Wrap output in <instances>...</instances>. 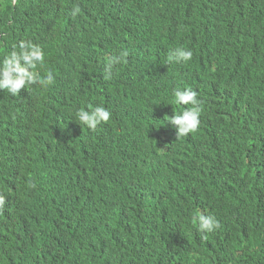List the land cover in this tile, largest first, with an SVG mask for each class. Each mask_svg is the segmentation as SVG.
Masks as SVG:
<instances>
[{"label": "trees", "instance_id": "16d2710c", "mask_svg": "<svg viewBox=\"0 0 264 264\" xmlns=\"http://www.w3.org/2000/svg\"><path fill=\"white\" fill-rule=\"evenodd\" d=\"M111 1L0 0V67L13 46L25 41L45 53L35 70L41 77L53 74L51 84L29 85L16 97L0 90V130L10 126L16 132L13 163L21 171L7 174L16 172L9 155L0 151V185L6 190L0 192V264H234L237 249L251 257L256 244L264 247V79L241 97L240 113L205 117L195 132L181 136L179 129L174 135L168 120L192 107L174 102L176 90L207 93L201 61L235 56L246 21L255 18V0H199L177 28L173 16L146 13L134 56L141 67L163 61L162 82L141 91L155 116L140 110L136 131L112 113L103 140L97 131L76 125L77 102L110 110L131 90L108 98L76 96L73 86L79 81L73 76L85 50L89 14L128 26L127 20L119 21L118 11L105 8ZM259 19L264 26V10ZM178 38L205 46L199 53L193 50L190 61H176L170 57L182 47ZM108 39L116 56L127 52L115 36ZM22 99L16 117L11 104ZM158 122L168 126L165 151L141 177V162L127 171L116 169L111 160L123 141H138L150 150ZM89 140L101 144L97 161L73 171L77 148ZM220 142L234 144L220 147ZM82 149L95 153L98 145ZM152 170V188H147L141 179ZM159 202L171 204L163 216ZM200 215L213 216L220 227L199 231Z\"/></svg>", "mask_w": 264, "mask_h": 264}, {"label": "clouds", "instance_id": "9594fccd", "mask_svg": "<svg viewBox=\"0 0 264 264\" xmlns=\"http://www.w3.org/2000/svg\"><path fill=\"white\" fill-rule=\"evenodd\" d=\"M131 2L132 0H112L105 7L111 11H118L119 21L122 23L127 20L128 22L126 28L107 23L95 13L87 16L84 22L85 50L82 51L74 69L73 77L79 81L78 85L73 86L76 96L88 93L104 95L108 98L109 95L121 93L125 88L131 90L129 98H126L125 95L115 99L110 110L104 104L87 106L83 101L77 102L79 110L75 113L76 125L79 128L97 131L103 140L110 133V127L107 123L110 122L113 114L117 119L125 118V121L133 124L137 131L141 116L139 111L142 109L148 111L141 91L162 82L164 74L161 72V65L163 61L141 67L139 60L134 56V47L139 39V27L144 23L145 14L173 16L175 18L173 28H177L180 26L183 16L191 11L199 0H138L133 3L132 8ZM251 4L255 18L246 21V35L238 46L235 56L230 55L227 61H217L210 58L201 61L203 70L207 71L205 73L207 93L202 96L198 91L196 93L191 89L174 92L176 104L192 106L180 114L175 112L171 116L172 118L168 120L174 125H179L177 128L169 123L174 135L178 129V136L195 132L205 117H221L233 113V111L240 113L241 97L251 94L253 90L249 87L251 84L264 79V77L261 78V69L264 65V26L259 19V13L264 10V0H255ZM128 12V18L124 17L123 15ZM109 35H113L118 41L123 42L127 46V52H122L116 56L114 45L108 39ZM178 39L182 47L176 48L170 57L176 61H190L194 55L192 51L195 50L199 53L205 46L202 44L199 48L200 43L197 41ZM44 58L45 53L39 45L25 41H21L18 46L14 45L11 52L3 58V66L0 67V90H6L8 94L16 97L25 92L24 89H28L29 85L47 86L51 84L53 81L51 72L41 77L40 73L35 70L38 64H43ZM24 99L11 104L15 109L16 117L20 116ZM148 112L154 115L152 112ZM222 123L228 127L231 124L230 121H223ZM157 125L154 142L150 150H147L141 142L123 141L120 150L111 160L116 169L127 171L136 162H141L139 176L141 177L146 172L149 162L156 160L165 151L167 140L170 138L166 131L168 126L165 123L161 125L159 122ZM134 133L135 131H127L128 136ZM15 138L16 132L10 126L0 130V151L9 155L11 163H13L15 153ZM91 144L98 145L95 153L82 149V147ZM233 144L220 142V147H229ZM100 147L101 144L96 140H89L77 148L78 155L75 164L72 166L73 171L97 161ZM13 167L16 173L7 174L19 176L20 169L14 163ZM153 172L154 170L141 179L147 188H152L151 177ZM5 191L0 185V192ZM99 193L103 199V193ZM2 203L3 201L0 200V204ZM170 206V203L159 202V216H163V211ZM198 221L201 232L211 233L220 227L219 222L210 215H200ZM232 261L234 264H261L264 261V247L256 244L249 258L243 255L241 249H237Z\"/></svg>", "mask_w": 264, "mask_h": 264}]
</instances>
